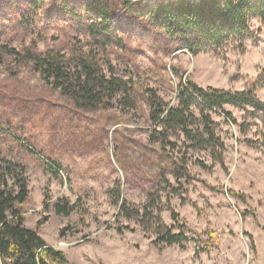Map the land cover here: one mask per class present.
Instances as JSON below:
<instances>
[{
	"label": "rangeland",
	"instance_id": "1",
	"mask_svg": "<svg viewBox=\"0 0 264 264\" xmlns=\"http://www.w3.org/2000/svg\"><path fill=\"white\" fill-rule=\"evenodd\" d=\"M89 1L0 0V159L25 169L26 226L33 229L47 216L38 232L70 264H264L262 114L226 104L232 123L221 111H209L224 144L219 159L208 147L191 146L180 131L169 133L172 145L150 142L147 104L153 92L176 105L177 86L186 77L203 88L254 87L264 102V20H250L253 36L241 44L191 54L147 18L155 0H100L107 2L111 22L108 34L100 35L110 38L104 59L136 88L129 106L118 95L103 108L80 110L47 84L25 54L54 50L69 57L74 49H100L88 33L95 22L85 8ZM191 110L200 116V108ZM176 161L188 171L181 179L186 189L167 194L161 175L174 183ZM156 189L166 225L178 231L184 224L189 236L213 230L216 245L198 256L196 240L160 249L151 228L118 216L120 200L140 207ZM64 202L72 206L69 214H57L55 206Z\"/></svg>",
	"mask_w": 264,
	"mask_h": 264
},
{
	"label": "trees",
	"instance_id": "2",
	"mask_svg": "<svg viewBox=\"0 0 264 264\" xmlns=\"http://www.w3.org/2000/svg\"><path fill=\"white\" fill-rule=\"evenodd\" d=\"M99 2L100 0H90L85 8L95 20L89 24L88 33L100 49H74L69 57L54 50L25 54V59L33 63L47 84L59 90L80 110L103 108L118 95L120 101L129 106L132 103L130 95L136 88V83L131 78L116 75L112 65L104 59L103 53L106 52L110 38L107 36L103 40L100 35L108 34L111 22L107 2ZM148 6L145 15L151 23L170 39L180 41L182 48L191 54L216 50L228 42L241 44L246 38L253 36L250 20H264V0H155L148 3ZM261 74L264 78V69ZM176 91V105L161 100L153 92L147 96L148 119L153 126L149 136L152 143L160 141L162 146L172 145L168 141L169 133L180 131L191 146L203 149L208 147L214 151L213 157L221 159L224 144L216 132L217 124L209 111H221L226 120L235 123L232 114L224 108L226 104L250 108L251 114L261 113L264 128V102L257 98L254 87L244 91L213 86L203 88L186 77L179 82ZM192 106L200 108V116L195 115L191 110ZM245 128L241 125L240 131H245ZM249 143L253 144L251 141ZM173 164L176 166H172L175 182H170L163 175L161 181L167 194L179 195L186 189V183L181 179L188 176V171L178 161ZM55 174L59 173L55 171ZM227 193L241 197L232 189H228ZM159 194L157 189L150 191L140 207H132L126 200H120L118 216L136 219L143 229L151 228L156 235L152 243L160 249L196 240L198 244L195 255L198 256L216 245L213 230L194 232L189 236L184 224L178 226V231L166 225L160 215L161 209L156 204L161 198ZM166 198L168 203L169 197ZM115 200L118 202L119 198L116 197ZM29 201L24 167L11 160L0 159V262L8 260L12 264H70L64 252L49 245L38 232L47 216L38 219L33 229L26 226L25 212ZM71 208L67 202L55 206L56 213L62 215H68ZM167 208L171 218L177 221L178 214L168 204ZM117 230L122 232V228ZM201 234L206 237H200ZM246 234L253 244L252 235Z\"/></svg>",
	"mask_w": 264,
	"mask_h": 264
}]
</instances>
